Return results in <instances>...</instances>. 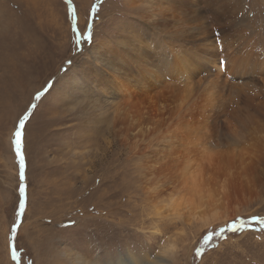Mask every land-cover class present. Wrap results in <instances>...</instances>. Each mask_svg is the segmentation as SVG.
Returning a JSON list of instances; mask_svg holds the SVG:
<instances>
[{
  "label": "rangeland",
  "instance_id": "rangeland-1",
  "mask_svg": "<svg viewBox=\"0 0 264 264\" xmlns=\"http://www.w3.org/2000/svg\"><path fill=\"white\" fill-rule=\"evenodd\" d=\"M171 1L158 14L154 0H0V264H264V0H226L224 13L221 2L207 10L216 0ZM213 12L226 32L195 40ZM141 66L146 82L128 84L129 98L110 91ZM46 85L27 124L17 218L11 131ZM184 140L207 147L176 165ZM233 220L236 231H220Z\"/></svg>",
  "mask_w": 264,
  "mask_h": 264
},
{
  "label": "bare ground",
  "instance_id": "bare-ground-1",
  "mask_svg": "<svg viewBox=\"0 0 264 264\" xmlns=\"http://www.w3.org/2000/svg\"><path fill=\"white\" fill-rule=\"evenodd\" d=\"M155 2L153 3L154 4V9H153V11L154 10H156V9H158V8H160V9H158V14L159 13H165V11H171V9L169 8L170 6H172L173 5V2L171 1V0H154ZM221 2V4L223 5V10H221L222 11V13H224L225 12V9H227V6L224 8V4H228V6H229V2H227L226 0H216L215 2H213L211 5V8H208L207 10L209 11V13L211 12V11H214V5H217L218 3H220ZM161 3H163V4H165L166 3V6H163V5H161ZM177 3V2H176ZM224 3V4H223ZM203 4V3H202ZM226 4V5H227ZM162 6V7H161ZM232 7V6H231ZM229 8V7H228ZM205 10V9H204ZM186 11V10H185ZM201 11V10H200ZM224 11V12H223ZM195 12L198 14V15H196L195 14ZM171 13H172V11H171ZM206 13V12H205ZM201 13L198 11V9L196 10V9H194L191 13H187L186 14V16L184 17V19H183V17H182V19H181V24L183 25H188V24H190L191 22H194L195 20H196V17H200L201 15H200ZM207 14V13H206ZM162 15V14H161ZM213 17H210L211 18V20H210V24H209V26H208V28H206V29H203V30H201V31H199L196 35H194V36H192L193 38H195V40H203V42L205 41V38L208 40V41H210L211 39H209V37H211L212 36V33L213 32H217V30H216V28L217 27H221V24L222 23H224V20H226L225 18H223L222 19V16H221V14H216V12H213L212 14H211ZM210 15V16H211ZM154 16H156V15H154ZM157 17V19H160V21H164V22H166V23H168V24H170V22L173 24V26H174V23H173V21H170V22H168V21H165L167 18L166 17H164V16H156ZM178 19V18H177ZM174 20V19H173ZM221 20V21H220ZM195 24V23H194ZM179 26H180V29H183V27L180 25V23H179ZM158 28V25H156L155 26V28ZM163 32V31H162ZM212 32V33H211ZM177 36V35H176ZM178 37V36H177ZM209 48V46H207V47H205L203 50H201V51H198L199 53H204V50L206 51L207 49ZM231 49V46H230V44H229V42H226V41H224V45L222 46V45H219V50H223V51H228V50H230ZM250 52H251V50L249 51V52H246V56H251V55H254V54H250ZM253 52V51H252ZM251 52V53H252ZM233 52H231V54H232ZM242 54V53H241ZM177 57V56H176ZM228 58V60H227V62H228V64H227V66L228 67H231V68H236L235 67V64H237V62L239 61V59H236L235 57H231V56H228L227 57ZM245 60V58H242L241 60ZM182 58L180 57L179 59H178V64H180L179 62H181L182 63ZM208 60V59H207ZM143 64V63H142ZM214 64V63H213ZM234 64V65H233ZM144 66H147L146 64H144ZM144 66H141V67H139L137 70H136V73L134 74V75H132V76H123L122 77V79L120 80H118L117 78H115V79H113V80H111V81H109V83L111 84V86H110V91H112L114 94H116L117 96L118 95H120L121 96V98H125L126 99V97L127 98H129L130 97V95H129V92H128V90H127V88H128V84H133L134 86H137L139 83H143V85L145 84V82H146V77H145V75H144V72H146L145 70L148 68V67H144ZM157 66V65H156ZM210 66V65H209ZM107 67L108 68H110L111 69V71L114 73V74H118L119 72H121V70H123V68H120V66H118V65H116L115 67L114 66H112V65H109L108 63H107ZM181 67L182 66H179V69H178V74L180 75V77H182L183 79H184V81H186L187 82V80L189 79V76H187V74L184 72L185 70L183 69H181ZM218 69V68H217ZM220 70V69H219ZM231 72V71H230ZM137 75H138V77H137ZM154 74L153 73H151V76H153ZM258 76H260V78H262V81H264V74L262 73V72H259L258 74H257ZM151 76H149V77H151ZM137 77V78H136ZM147 77H148V75H147ZM134 82H136V83H134ZM210 82V81H209ZM214 82H216V81H214ZM209 84V83H208ZM113 88V89H112ZM137 88V87H136ZM262 89V88H261ZM131 90V89H130ZM263 90V89H262ZM133 91V90H132ZM120 96H118V98L120 97ZM260 115V114H259ZM122 120V119H121ZM133 119L131 118V120H130V118H129V124H128V128L126 129V133H128V134H131L132 135V128H133ZM119 123V122H118ZM140 123V122H139ZM138 123V124H139ZM209 127V126H208ZM200 129V128H199ZM206 129V128H205ZM124 131H125V129H124ZM138 131V130H137ZM196 131H198V130H196ZM171 132H173V131H171ZM188 132L189 131H187V134H188ZM191 132V131H190ZM195 132V131H194ZM176 133V132H175ZM196 133V132H195ZM198 133H199V131H198ZM197 134V133H196ZM127 135V134H126ZM177 135V134H176ZM175 135V136H176ZM174 136V137H175ZM189 136H191V134L189 135ZM167 138V137H166ZM168 138H170V137H168ZM199 138H200V135H199ZM204 139V138H203ZM175 139L174 138H170V140L169 141H167V144H168V146H170V151L172 150L173 151V149L171 148V145H170V142L171 141H174ZM194 143H196V142H194ZM191 143H188L187 141L185 142V140L183 141V142H179V144H178V149H181V150H179L180 152H181V156L179 157V161L177 162L176 161V165L177 164H186L187 162H190L191 161V158L193 157V155H195L196 153H198L199 151H200V149L201 148H206L207 147V145H200V146H198V143L196 144L198 147L196 148V147H192L191 145H190ZM176 145V144H175ZM175 150V149H174ZM192 161H194V158H192ZM228 177V176H227ZM225 182H226V178L224 177V183L222 184V190L221 191H223V189H225V187H226V184H225ZM188 191L189 192H193V190H191L190 188H188ZM222 193V192H221ZM220 193V194H221ZM174 216V215H173ZM213 217H214V215H213ZM216 217V216H215ZM218 218H215V219H212V220H210V221H212V222H210L209 224H212L214 221H216ZM219 221V220H218ZM163 250V252H162V255H165V254H170L171 252H172V245H165L163 248H162ZM163 256H157V258H155L156 259V263L157 264H160V263H162L163 261H164V259L162 258ZM76 264H92L91 262H87V261H84V260H82V259H79V260H77L76 261Z\"/></svg>",
  "mask_w": 264,
  "mask_h": 264
},
{
  "label": "snow or ice",
  "instance_id": "snow-or-ice-1",
  "mask_svg": "<svg viewBox=\"0 0 264 264\" xmlns=\"http://www.w3.org/2000/svg\"><path fill=\"white\" fill-rule=\"evenodd\" d=\"M74 12V9L72 10ZM78 31L77 29H74V32ZM93 31L91 28H89L87 31L80 33L79 35H76V42L77 43H87L90 42L93 39ZM51 91V85L44 86L41 90L37 91L34 96L32 97L33 103H30L27 109L17 117L16 121L13 124V130L11 131V144L13 147V150L15 152V157L19 161V202L17 206L16 216L17 218H20L23 216V213L26 209V157L24 154V148H25V141L27 137V124L30 122L32 115L34 114L36 108L39 106L38 103L41 101L46 95L50 94ZM237 221L233 220L230 223H227L224 227L220 229L221 232L227 230V231H236L237 230ZM18 228L17 224H13L10 231H15ZM205 239L207 240L208 237L205 236ZM12 257L16 258V251L13 250Z\"/></svg>",
  "mask_w": 264,
  "mask_h": 264
},
{
  "label": "water",
  "instance_id": "water-1",
  "mask_svg": "<svg viewBox=\"0 0 264 264\" xmlns=\"http://www.w3.org/2000/svg\"><path fill=\"white\" fill-rule=\"evenodd\" d=\"M225 23H227L226 21H225ZM227 24H225L224 26H226ZM224 26L221 28V29H219L218 31L219 32H211L212 33V38L213 37H218V36H220V34H223V32H226V29L224 28Z\"/></svg>",
  "mask_w": 264,
  "mask_h": 264
}]
</instances>
